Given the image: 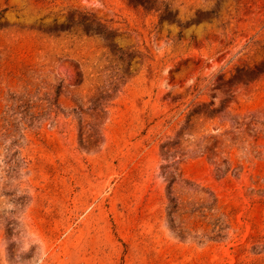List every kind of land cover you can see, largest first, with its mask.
<instances>
[{
  "label": "rangeland",
  "instance_id": "1",
  "mask_svg": "<svg viewBox=\"0 0 264 264\" xmlns=\"http://www.w3.org/2000/svg\"><path fill=\"white\" fill-rule=\"evenodd\" d=\"M144 1L0 0V264H264V0Z\"/></svg>",
  "mask_w": 264,
  "mask_h": 264
},
{
  "label": "trees",
  "instance_id": "2",
  "mask_svg": "<svg viewBox=\"0 0 264 264\" xmlns=\"http://www.w3.org/2000/svg\"><path fill=\"white\" fill-rule=\"evenodd\" d=\"M144 2H145L146 4H149V3H150V1H148V0H147V1H144ZM103 98H104V96H101V97H100L101 100H103ZM96 104H97V105H96ZM95 105H96L97 107L100 106L99 100H96V101H95Z\"/></svg>",
  "mask_w": 264,
  "mask_h": 264
},
{
  "label": "bare ground",
  "instance_id": "3",
  "mask_svg": "<svg viewBox=\"0 0 264 264\" xmlns=\"http://www.w3.org/2000/svg\"><path fill=\"white\" fill-rule=\"evenodd\" d=\"M200 27V26H199Z\"/></svg>",
  "mask_w": 264,
  "mask_h": 264
}]
</instances>
